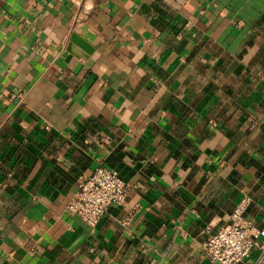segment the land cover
I'll use <instances>...</instances> for the list:
<instances>
[{
  "label": "crops",
  "instance_id": "0c3cea01",
  "mask_svg": "<svg viewBox=\"0 0 264 264\" xmlns=\"http://www.w3.org/2000/svg\"><path fill=\"white\" fill-rule=\"evenodd\" d=\"M99 166L134 188L91 228ZM246 200L257 235L264 0H0V264H219Z\"/></svg>",
  "mask_w": 264,
  "mask_h": 264
},
{
  "label": "built area",
  "instance_id": "2783aa9c",
  "mask_svg": "<svg viewBox=\"0 0 264 264\" xmlns=\"http://www.w3.org/2000/svg\"><path fill=\"white\" fill-rule=\"evenodd\" d=\"M134 185L121 178L115 170L102 166L83 177L79 189L70 200L68 210L91 228H95L112 205L123 206ZM248 200L240 204L231 216V223L211 234L204 250L211 262L219 264H262L264 261V229L252 233V223L243 219ZM256 237L261 240L257 241ZM258 246L261 255L251 259Z\"/></svg>",
  "mask_w": 264,
  "mask_h": 264
},
{
  "label": "water",
  "instance_id": "95a60500",
  "mask_svg": "<svg viewBox=\"0 0 264 264\" xmlns=\"http://www.w3.org/2000/svg\"><path fill=\"white\" fill-rule=\"evenodd\" d=\"M72 42L73 43L75 42L79 45H83V48H85V54L75 52V50L73 49V47L70 44L67 48V51L69 52L70 55H73L77 58H86L88 56V54L91 52V50L89 48H87V46L84 43H82L75 35L72 37Z\"/></svg>",
  "mask_w": 264,
  "mask_h": 264
},
{
  "label": "trees",
  "instance_id": "16d2710c",
  "mask_svg": "<svg viewBox=\"0 0 264 264\" xmlns=\"http://www.w3.org/2000/svg\"><path fill=\"white\" fill-rule=\"evenodd\" d=\"M122 178V177H121ZM123 179V178H122ZM126 181V180H125Z\"/></svg>",
  "mask_w": 264,
  "mask_h": 264
}]
</instances>
